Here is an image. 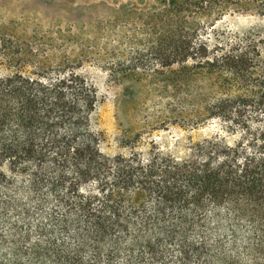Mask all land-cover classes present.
Instances as JSON below:
<instances>
[{"label":"trees","instance_id":"16d2710c","mask_svg":"<svg viewBox=\"0 0 264 264\" xmlns=\"http://www.w3.org/2000/svg\"><path fill=\"white\" fill-rule=\"evenodd\" d=\"M148 6L133 14L153 34L145 51L166 54L167 87L200 82L194 118L221 129L183 159L105 154L84 76L52 69L48 52H0L11 70L0 76V187L27 178L20 197L0 199V264H264V33L211 44L219 0ZM87 54L66 63H103L115 82L136 75L115 52Z\"/></svg>","mask_w":264,"mask_h":264},{"label":"rangeland","instance_id":"374dc122","mask_svg":"<svg viewBox=\"0 0 264 264\" xmlns=\"http://www.w3.org/2000/svg\"><path fill=\"white\" fill-rule=\"evenodd\" d=\"M152 1L0 0V52H48L52 69L65 62L66 68L84 76L100 102L93 128L101 134L103 153L128 154L132 147L144 155L159 150L183 159L221 126L194 118L200 82L178 78L167 87L166 54L159 57L145 51L153 34L146 19H135L134 12H145ZM219 1L224 5L223 17L215 30L208 31L211 44L246 32L264 33V0ZM89 52H115L136 75L115 82L103 63L87 59L81 65L66 63L67 56ZM6 66L0 65V76L10 73ZM9 176L8 188L0 187V199L20 197L26 189V177ZM218 236L225 244L231 240L227 231L214 234Z\"/></svg>","mask_w":264,"mask_h":264}]
</instances>
